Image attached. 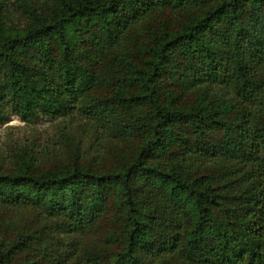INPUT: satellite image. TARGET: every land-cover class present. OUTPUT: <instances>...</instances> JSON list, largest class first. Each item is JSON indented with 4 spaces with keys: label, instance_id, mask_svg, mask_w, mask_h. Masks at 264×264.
Segmentation results:
<instances>
[{
    "label": "trees",
    "instance_id": "trees-1",
    "mask_svg": "<svg viewBox=\"0 0 264 264\" xmlns=\"http://www.w3.org/2000/svg\"><path fill=\"white\" fill-rule=\"evenodd\" d=\"M12 113L0 264H264V0H0Z\"/></svg>",
    "mask_w": 264,
    "mask_h": 264
},
{
    "label": "rangeland",
    "instance_id": "rangeland-1",
    "mask_svg": "<svg viewBox=\"0 0 264 264\" xmlns=\"http://www.w3.org/2000/svg\"><path fill=\"white\" fill-rule=\"evenodd\" d=\"M61 119L52 118L50 115H42L33 121H23L15 114H10L9 119L0 122V153L9 155L16 145H44L46 141H53L58 136V126ZM14 218H20L24 222L23 210L16 209ZM26 212V211H25ZM23 214V213H22Z\"/></svg>",
    "mask_w": 264,
    "mask_h": 264
}]
</instances>
